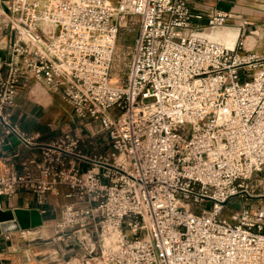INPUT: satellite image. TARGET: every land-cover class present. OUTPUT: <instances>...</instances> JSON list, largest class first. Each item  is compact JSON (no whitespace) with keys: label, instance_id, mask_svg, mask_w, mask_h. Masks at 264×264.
Returning <instances> with one entry per match:
<instances>
[{"label":"built area","instance_id":"obj_1","mask_svg":"<svg viewBox=\"0 0 264 264\" xmlns=\"http://www.w3.org/2000/svg\"><path fill=\"white\" fill-rule=\"evenodd\" d=\"M191 1L0 0V30L12 32L0 55V151L11 135L39 147L20 170L9 161L0 171V196L69 198L56 231L74 228L88 252L96 233V264H264V47L197 33ZM129 14L137 46L127 75L112 81ZM226 16L215 11L208 23ZM25 76L96 122L106 147L82 126L45 141L26 132L12 117ZM239 195L257 203L223 215Z\"/></svg>","mask_w":264,"mask_h":264},{"label":"crops","instance_id":"obj_2","mask_svg":"<svg viewBox=\"0 0 264 264\" xmlns=\"http://www.w3.org/2000/svg\"><path fill=\"white\" fill-rule=\"evenodd\" d=\"M190 8L193 13L202 14L201 18H192L193 30L209 39L237 47L240 40L242 51H258L264 47V0H192ZM215 11L226 12L227 16L221 24H209L208 17ZM12 38V32L0 30V55L5 56L7 46ZM39 84L47 89L42 82L33 77L25 76L18 88L16 104L13 107L12 117L21 121L23 129L28 132L39 131L40 140H49L50 137L42 132L40 116H46L48 103L30 98L35 93L34 86ZM27 88L28 91H25ZM57 95L59 92L53 91ZM41 95V96H40ZM39 99L49 100V95L40 93ZM61 96V95H60ZM76 116V115H75ZM91 126L90 120L78 121ZM82 126V125H81ZM74 125L75 129L81 127ZM87 140L95 141L99 137L89 134L88 126L84 127ZM53 137V136H52ZM51 137V138H52ZM93 152L92 150H88ZM30 156H39V147L25 146L21 143L0 151V171L6 168L9 161H13L18 170L21 161ZM67 190L66 186L61 187ZM69 198L62 195L53 196L49 193L43 195L39 203L36 196L27 190H19L13 197L0 196V208L22 206L38 208L42 215L40 225L29 228L10 229L2 231L0 228V264H96L100 243L94 242L93 250L86 251L81 243L73 237L55 235V221L59 218L62 204ZM4 222V221H3Z\"/></svg>","mask_w":264,"mask_h":264},{"label":"rangeland","instance_id":"obj_3","mask_svg":"<svg viewBox=\"0 0 264 264\" xmlns=\"http://www.w3.org/2000/svg\"><path fill=\"white\" fill-rule=\"evenodd\" d=\"M139 36V19L136 15H126L123 20L122 24L119 28V32L117 34L116 43H115V49L114 54L112 57L111 62V80L112 81H118L123 79L128 72L129 65L133 56V53L137 46V38ZM29 88H27L25 91H28ZM35 93H25V95L30 94V98H33L35 100H39L44 103H48L47 106V113L46 116H40L41 119V126H42V132L48 137H52L54 135H57L59 132L68 129L70 127H73L74 125L81 126L82 125V133H84L87 128L84 127L88 126V129L91 131L99 132L98 125L96 122H91V126L88 124H85L83 126V123H80L78 121L81 120V118L75 116V113L71 107V105L66 102L60 95H57L53 91H45L43 86H40L39 84L36 85L34 88ZM47 93L49 95V100L52 101H45V99H39L40 93ZM40 95V96H39ZM114 111V109L112 110ZM101 132V131H100ZM99 138L92 142L96 149L102 150L99 147V141H102V143H106V139L104 137H101L103 133L97 134ZM101 143V144H102ZM89 146H92L89 144ZM106 147V144H104L103 149ZM264 176V169L256 175V177H263ZM254 178V177H253ZM253 182V181H252ZM256 202L255 197H249L246 195H239L231 198L229 201H227L221 208V213L223 215H231L232 212L241 209L245 206H252ZM203 205L210 206V202H204ZM74 228L66 229L63 231L55 232V235H61L66 237L67 233L74 234L76 236V240L79 241V232L75 231L72 232ZM73 235V237H75ZM72 238V240H74ZM96 242L98 241V235L94 233V236H92ZM81 241V239H80Z\"/></svg>","mask_w":264,"mask_h":264},{"label":"water","instance_id":"obj_4","mask_svg":"<svg viewBox=\"0 0 264 264\" xmlns=\"http://www.w3.org/2000/svg\"><path fill=\"white\" fill-rule=\"evenodd\" d=\"M9 140L11 143L3 144V149L10 148L12 145L19 143V140L14 135H11ZM41 223L42 215L38 208L22 206L9 207L5 209L0 208V228L2 231L34 227L40 225Z\"/></svg>","mask_w":264,"mask_h":264},{"label":"trees","instance_id":"obj_5","mask_svg":"<svg viewBox=\"0 0 264 264\" xmlns=\"http://www.w3.org/2000/svg\"><path fill=\"white\" fill-rule=\"evenodd\" d=\"M101 143H102V141H99V144H100L99 147H100L101 149H103L104 142H103L102 144H101ZM92 145H94V144H92Z\"/></svg>","mask_w":264,"mask_h":264},{"label":"bare ground","instance_id":"obj_6","mask_svg":"<svg viewBox=\"0 0 264 264\" xmlns=\"http://www.w3.org/2000/svg\"><path fill=\"white\" fill-rule=\"evenodd\" d=\"M36 86H34L32 89H34Z\"/></svg>","mask_w":264,"mask_h":264}]
</instances>
